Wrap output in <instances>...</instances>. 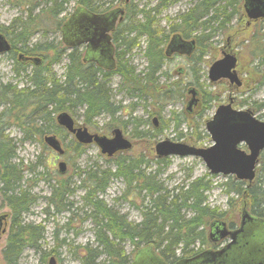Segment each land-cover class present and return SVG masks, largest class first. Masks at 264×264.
<instances>
[{
	"label": "trees",
	"instance_id": "obj_1",
	"mask_svg": "<svg viewBox=\"0 0 264 264\" xmlns=\"http://www.w3.org/2000/svg\"><path fill=\"white\" fill-rule=\"evenodd\" d=\"M16 1L21 3L24 14L13 17L7 26L0 27V34L10 43L7 54L15 63L13 73L24 74L26 86L17 88L9 84L0 85V194L10 215V227L1 247L0 258L2 264H18L23 251L31 249L39 253L45 263L49 255L57 254L58 246L66 243L62 240L55 248L43 249L41 241L44 239V226L23 221L22 216L28 214L36 196L29 188L21 187L23 175L13 161L16 150L12 141L5 135L7 128L9 125H16L20 128L23 138L29 140L28 137L34 135L41 143H44L43 137L50 134L63 139L67 132L56 124V115L62 111L73 116L81 111L79 115L87 128L98 130L94 120L103 114L109 116V122L101 128L103 131H111L118 124L122 127L126 122L118 121L117 124L115 121V116L121 112V106L111 101L108 80L112 74L119 76L121 89L131 96L136 94V97H140L147 94L155 100L164 101L172 98V94L159 85V77L165 75L162 71L166 59L164 44L169 36L157 29L154 16L150 14L157 12L172 0H157V4L149 10H130L133 15L131 21L135 24L123 28L122 21L127 16L124 14V19L112 34L116 48V66L112 72L98 68L93 62H84L82 50H66L59 41L56 46L52 43L29 45L34 33L47 25L60 31L61 24L70 14L58 18L64 11V0ZM114 1L116 0H76V6L98 13L108 10ZM192 1V7L179 15L178 22L171 29L183 34L184 38H195L198 62L207 50L206 43L211 40L212 33L216 30L224 31L234 16L242 18V0ZM39 6L41 7L38 10ZM137 14L141 15V20H136ZM132 33L134 36L128 37ZM141 37L146 38L143 50L146 64L143 71L137 72L122 56L132 48L137 38ZM263 44L257 45L254 50L260 56H263ZM121 47L124 48L123 54ZM52 50L56 53L51 63H57L62 57L68 61L61 79H56L44 66ZM19 54L28 58L37 57L39 61L34 63L29 71L27 67L30 64L19 59ZM260 83H264V74ZM180 96L181 92L178 90L176 99ZM211 99L207 98V103ZM203 112L196 116L197 130L204 125ZM206 135V130L202 128L196 137L200 140ZM137 138L144 139V135ZM131 145L126 152H116L112 157L104 156L105 168L94 165L80 170L77 173L79 184L74 188V184L65 180L52 184L50 188L51 193L47 198L45 210L48 215L49 209L52 214L66 211L74 217L75 211H79L83 215L81 221L88 220L92 225L93 244L75 247L77 251L74 255L78 264H131L134 255L143 248L154 252L163 262L173 264L175 260L191 255L193 250L188 248L194 247L195 244L204 247L210 243L206 233L208 224L216 220L227 223L220 213L206 204V192L212 185L211 174L193 178L169 190L158 176L168 165V157L149 158L144 150L133 152L134 144ZM67 146L76 155L83 153L84 145L77 143L75 139ZM65 154L66 148L63 155ZM258 161L256 175L251 183L228 176L225 185L229 188L228 193L241 196L245 200L243 206L245 205L249 213L264 217V152L260 154ZM149 163L156 165V169L151 170ZM114 179H120L123 183L124 189L119 196L121 199L139 201L140 204L134 206L140 210V221L127 220L119 210L102 200L101 195ZM75 188L83 191L80 210L74 209L73 203L68 201ZM227 225L235 227L231 222ZM125 245L131 247L130 253L125 252ZM177 250L180 257L176 256Z\"/></svg>",
	"mask_w": 264,
	"mask_h": 264
},
{
	"label": "rangeland",
	"instance_id": "obj_2",
	"mask_svg": "<svg viewBox=\"0 0 264 264\" xmlns=\"http://www.w3.org/2000/svg\"><path fill=\"white\" fill-rule=\"evenodd\" d=\"M64 11L58 15V18L66 17L75 7L76 0H64ZM18 3V4H17ZM124 0H116L112 3L110 8L124 7L126 18L122 21V27H129L131 24H135L132 19V13L136 9L149 10L156 4L157 0H129L125 4ZM21 4V3H20ZM16 0H0V27L7 26L13 17L21 16L24 14L22 6ZM192 0H172L170 3L157 10V12L150 13L154 16L155 25L158 30L169 34V28L172 24L177 22L179 15L184 14L186 10L192 7ZM129 6V7H127ZM41 6L38 7V10ZM36 10V11H38ZM136 20H141V15L137 14ZM264 21L251 23L250 26H245L244 18H238L234 16L230 19V22L225 26L224 31L216 30L212 33V38L207 41V53L203 58L202 63L193 66L195 71L200 68V73L194 74L192 66H188L190 62H187L185 58L176 57L166 60L163 68V72L166 73V77L162 76L159 79V85L168 90L172 98L167 101L155 100L153 97L145 94L140 97L131 96L126 91L121 89L119 76L112 74L109 78V90L111 91V101L116 105L121 106V112L115 117L116 123L126 122L124 125L115 126L114 128H120L125 138L129 139L133 152L144 150L149 158L155 157L153 148L155 142L163 139H170L174 142H185L189 145L197 147H208L212 145L210 137L207 134L206 137L197 139V134L204 128L202 125L199 130L196 129V116L202 110L201 106L203 101L201 95L207 92L209 95H216L218 99L211 102L209 108L202 114L203 119L210 118L215 111V107L226 103V96L233 98L232 106L239 110L250 109L253 111L254 116L264 121V83L261 84L260 77L263 75L264 64L261 63L264 56L261 57L256 53L255 47L264 43ZM134 33L128 37L132 38ZM229 39V48L232 53L236 55L237 67L236 75L241 83L237 89L231 88L227 81L221 80L215 86L208 84L207 70L210 64L219 60L222 57L221 47L225 44V41ZM58 41L61 46L68 50V47L60 40V31L54 29V26H48L40 29L30 39V46H35L36 43H52L57 45ZM146 44V38H137L136 43L132 48L127 51L122 59L127 60L132 68L136 71H143L146 64L143 57V50ZM124 48L121 47V54ZM55 51L50 52L48 60L45 61L44 66L48 68L51 73L56 76V79H61L65 73L68 61L65 57H62L57 63H51L53 60ZM39 56V55H37ZM22 60V59H21ZM27 61V70H31L34 63L30 59ZM14 60L11 59L7 53L0 54V85L9 84L13 87L23 88L26 86V77L24 74L16 75L13 73ZM180 66L184 68V74L181 76H175L174 72L176 67ZM27 71V72H29ZM199 83L198 87H201L200 94V109L189 117H186L184 110L185 103L188 101L177 100V91L181 90V86L187 89L190 83ZM196 86V85H195ZM197 88V87H196ZM170 95L168 97H170ZM1 111V108H0ZM77 115L73 116V119L77 125H83L82 117ZM154 120L156 126L154 125ZM95 125L99 128H88L90 133H97L100 135H110V131H103L104 125L109 122V116L103 114L98 116L94 120ZM113 128V129H114ZM6 131V136L14 144L16 150V157L13 160L17 165V168L22 171L23 181H21V187L29 188L30 192L36 196L35 202L30 208L28 214H24L23 221L26 223L41 224L44 226V239L41 241L43 249L55 248L58 246L59 241L65 240L66 245L58 246L56 253L49 255L46 262L43 263L42 257L39 253L33 252L31 249H25L20 255L18 264H49L51 258L54 259L53 264H78V260L75 257L77 246H84L87 243L93 244L94 236L92 232V225L88 220L81 221L82 213L75 211V217L73 214L64 211V213L52 214L49 209L50 215L46 213L47 198L51 191L52 184L56 182H63L64 180L72 183V187L79 184L77 173L80 170L87 169L94 165L104 167L106 166V157L100 154L99 148L95 145H84L83 153L76 155L66 145L74 138L68 133L64 135L60 140L62 147L66 148V154L61 158H58L57 154L50 148H47L44 143L39 141V138L32 135L28 137L29 140L23 138V134L20 128L16 125H9ZM101 129V130H100ZM97 131V132H96ZM144 135L143 138H137ZM154 138V139H152ZM144 146V147H143ZM64 148V149H65ZM60 161L65 162L66 173L60 175L57 169V163ZM167 166L159 173L164 186L167 189H171L175 185L187 183L193 178H200L203 175L210 174L205 166V163L199 158L194 156H170L167 159ZM150 169L155 170L156 165L150 164ZM211 188L206 192V204L212 208V210L220 213L223 219L233 225H237L242 209L245 208L243 203L245 200L241 196L228 193L229 189L225 184L228 180V176L222 174H211ZM208 178V177H206ZM209 179V178H208ZM123 183L120 179L111 180L106 187V191L101 195L102 200L106 204L113 207L115 210H119L120 213L125 215L127 220L138 222L140 221V210L134 205H139V201L132 202L131 200L121 199L119 196L123 191ZM74 193L68 197V201L73 203V208L80 210L82 190L78 188L74 189ZM134 203V204H133ZM245 204V203H244ZM0 213H7L9 210L6 204L3 203L2 195L0 194ZM71 218V219H70ZM10 220L7 221V232L9 231ZM226 223V225H227ZM209 224L206 229V233L209 232ZM55 232V233H54ZM0 240V252L1 247L6 240V234L1 236ZM229 238L223 239V241H217V244L213 245L208 243L206 246L201 247L195 244L194 247L188 249L193 250V253L185 258L195 256L197 253L205 251L206 249H217L222 244L227 243ZM211 242V241H210ZM69 244V245H68ZM70 246V247H69ZM198 248H201L198 250ZM126 253H130L131 247L129 245L124 246ZM176 256L180 257L179 250L176 251ZM180 259V258H179ZM174 263V262H173ZM0 264L1 258H0Z\"/></svg>",
	"mask_w": 264,
	"mask_h": 264
},
{
	"label": "water",
	"instance_id": "obj_3",
	"mask_svg": "<svg viewBox=\"0 0 264 264\" xmlns=\"http://www.w3.org/2000/svg\"><path fill=\"white\" fill-rule=\"evenodd\" d=\"M242 8L247 21L260 19V17L264 18V0H243ZM122 16V9L112 10L105 14H96L76 6V9L60 26L61 40L68 48L77 47L81 43L87 44L88 56L84 57V60H95L100 66L112 69V48L107 33L114 28V23L117 19L120 20ZM187 44L193 47L191 41ZM188 45L182 46L181 53L191 50ZM9 50L10 43L3 34H0V54L7 53ZM171 50H173V45L166 52ZM19 59H30L33 63L39 61L37 57L28 58L21 54H19ZM235 65L234 55H225L223 59L212 64L208 76L211 81L228 78L230 82L239 84L235 72L232 70ZM194 101L195 99H191L189 105L193 104ZM56 124L61 126L70 136H73L77 143L97 146L103 156L112 157L116 152H126L132 147L130 140L125 138L119 128H114L111 132L112 137L95 132L90 133L85 125H77L73 117L64 111L56 115ZM204 129L212 141L211 146L201 148L165 138L155 142L153 148L155 156L159 159L173 155L178 157L192 155L203 161L208 172L212 175L232 176L234 179L251 183L256 175L255 171L260 153L264 150V121L255 118L249 109H234L228 103L216 107L209 120L205 121ZM43 141L47 148L52 149L57 156L63 155L64 149L55 135H46L43 137ZM241 144L247 151L240 148ZM57 167L60 174L66 171L64 161H60ZM4 218L5 215H0V236L5 231V228L2 227ZM249 220L253 221V218L245 210H242L240 227L236 230L226 229L222 221L216 220L210 223L209 227L211 224L218 227L219 231L214 233L216 240L228 235L231 241L222 249L217 251L207 249L191 258L180 260L177 264H264V255L258 253L256 249L242 246L237 248L235 244L243 230L244 223ZM53 263L54 259L51 258L49 264ZM131 264L166 263L162 262L148 248H143L137 251L131 260Z\"/></svg>",
	"mask_w": 264,
	"mask_h": 264
},
{
	"label": "flooded vegetation",
	"instance_id": "obj_4",
	"mask_svg": "<svg viewBox=\"0 0 264 264\" xmlns=\"http://www.w3.org/2000/svg\"><path fill=\"white\" fill-rule=\"evenodd\" d=\"M125 1V3L126 2H128L129 0H124ZM124 3V4H125ZM242 4H243V0H242ZM120 9H122L123 10V16H122V18L120 19V20H116V22L114 23V25H113V29L112 30H110V32L109 33H107V36L110 38V40H109V42H110V46H111V48H112V54H111V59H112V64H113V67H112V69H107V68H104L102 65L100 66L95 60H89V61H87V62H93L98 68H100V69H102V70H105V71H108V72H112V70H114V68H115V66H116V59H115V52H116V48H115V45H114V42H113V37H112V34L114 33V31H115V29H116V27H117V25L120 23V21H122L123 19H124V17H125V8L124 7H117V8H110L109 7V9L108 10H105V11H99L98 13H100V14H105V13H108L109 11H112V10H120ZM241 10H242V18H244V21H245V26L246 27H248V26H250V24L251 23H256V22H259V21H264V18H261L260 17V19H256V20H250V21H247V18H246V16H245V12H244V10H243V8H242V5H241ZM94 13H96V12H94ZM98 13H96V14H98ZM119 18V17H118ZM177 22H178V18H177ZM177 22H175V23H177ZM174 23V24H175ZM174 24H172L170 27H168L169 28V34H167L169 37H168V39H167V41L165 42V44H164V57L166 58L165 59V62H166V60H169V59H172V58H176V57H183V58H185L186 60H187V62H190L189 64H188V66H192V70H193V72H194V74L196 73V74H198V73H200V72H202V71H200V68H198V70L197 71H195V67H193V66H196V65H198V64H200V63H202V61H203V58L206 56L205 54L207 53V50L204 52V56H201V60L200 61H198L197 62V58H198V52H197V44H196V40H195V38L194 37H190V38H184V36H183V34H181L180 32H178V31H175V32H173L172 31V29H171V27L172 26H174ZM264 26V25H263ZM62 39V35H61V31H60V40ZM62 41V43H63V40H61ZM192 42V45H193V47H191L190 45H188L187 44V42ZM210 41V40H209ZM229 39H227L226 41H225V44L221 47V54H222V57H220L219 59H223L224 57H225V55H234V57H235V66H234V68L232 69V70H234V72H235V75H236V67H237V60H236V55L234 54V53H232L231 51H230V49H228L229 48ZM171 45H173V50H171V51H169L168 53L166 52L169 48L171 49ZM188 45V48H190L191 50L189 51V52H185V53H181V48H182V46H187ZM263 46H264V44H263ZM67 48V47H66ZM73 48H79L80 50H82V60L84 61V62H86L85 60H84V57H86V56H88V53H87V44H85V43H81L80 45H78L77 47H72V48H68V49H73ZM209 48V47H208ZM207 48V49H208ZM67 50V49H66ZM262 53H263V56H264V47H263V51H262ZM22 55V54H21ZM263 56H261V57H263ZM103 57V56H102ZM88 58V57H87ZM89 59V58H88ZM217 61H219V60H215V61H213L211 64H210V66H209V68L212 66V64L214 63V62H217ZM165 62H164V64H165ZM261 63H263L264 64V59L262 60V62ZM164 64L162 65V70H163V66H164ZM209 68H208V70H207V73H206V76H207V81H208V84H211L212 86H215L218 82H220L221 80H225V81H227L228 82V84L231 86V88H233V89H237V88H239L240 87V85H241V83H240V81H239V79H238V75H236V79H237V81L239 82V84H236L235 82H230V80L228 79V78H220V79H218V80H216V81H211L210 80V78H209V76H208V72H209ZM203 73V72H202ZM174 74H175V76L177 77V76H181V75H183L184 74V68L183 67H180V66H177L176 67V70H175V72H174ZM263 74H264V68H263ZM203 75H204V73H203ZM162 76H164V77H166L167 75H166V73H165V75L163 74V75H161V77ZM262 77H263V75L260 77V81H262ZM160 78V77H159ZM191 85H188V87H186L187 89L185 90V88H184V86H181L180 88H181V90H180V92H181V96L178 98L179 100H185V97H186V99L188 100L185 104V107H184V110H185V113H186V115L189 117L190 115H193L194 113H196V114H198L196 111H198L199 109H200V104H201V101H200V94H199V92H200V90H201V87H198V85H199V83H198V81L197 82H195V83H190ZM196 85V86H195ZM197 87V88H196ZM200 90H199V89ZM212 98L211 100H210V102H208L207 103V98ZM201 98H203L202 99V101H203V104H202V106H201V111H204L203 113H205L206 111H207V109L209 108V106H210V104H211V102H213V101H216L217 99H218V97L216 96V95H209L207 92H205L203 95H201ZM191 99H195V101H194V103L193 104H191V105H189V101L191 100ZM226 103H221V104H230L231 105V108H234V109H238V108H235V107H233L232 106V102H233V98H231V97H229V96H226ZM189 105V106H188ZM219 106V105H218ZM218 106H216V107H218ZM216 107H215V110H216ZM206 110V111H205ZM239 110V109H238ZM250 110V109H249ZM200 111V112H201ZM252 113H253V111L252 110H250ZM199 112V113H200ZM253 116H254V113H253ZM255 117V116H254ZM256 118V117H255ZM259 119V118H258ZM204 120L205 121H207V120H209V118H207V119H205L204 118ZM260 120V119H259ZM154 120H152V122H153ZM262 121V120H261ZM155 122V121H154ZM205 123V122H204ZM155 124H156V122H155ZM156 126V125H155ZM117 128V127H116ZM120 129V128H119ZM114 129H112L111 131H110V135H111V132L113 131ZM121 130V129H120ZM121 132H122V130H121ZM123 134V133H122ZM124 135V134H123ZM107 136V135H106ZM109 137V136H108ZM110 137H112V135L110 136ZM240 148L241 149H243V150H246V148L244 147V145L243 144H241L240 145ZM247 151V150H246ZM262 152H264V150L262 151ZM261 152V153H262ZM260 153V154H261ZM62 157V156H61ZM61 157H58V158H61ZM57 165H58V163H57ZM57 169H58V167H57ZM58 172H59V169H58ZM60 174V173H59ZM60 175H62V174H60ZM242 210H245V212L248 214V215H250L252 218H253V221L251 220H249L248 222L246 221L245 223H244V225H243V230H242V232H241V234H240V236H238V238H237V240L235 241V244H236V246H237V248L239 247V246H242V247H245V248H247V247H250V248H253V249H256V251L258 252V253H261V254H263L264 255V217H256L255 215H252L251 213H249V211H247L245 208H243ZM0 215H5V218H4V220L2 221V227H4L5 228V231L1 234V236L2 235H4V234H6L7 235V221L8 220H10V215H8L7 213H0ZM240 215V217H239V221H238V224L237 225H234L235 227H233V228H231L230 226H228V225H226L225 223V227H226V229H228V230H236V229H238L240 226V221H241V213L239 214ZM211 229H213L212 231H211ZM218 230V227H217V225H213V224H211V226H210V229H209V232H208V238H209V242L210 243H212L213 245H215V244H217V241H223V239H226L227 237L229 238V240H228V242L229 241H231V239H230V237L227 235V236H225L224 238H218L217 240H216V238H215V234L214 233H216V231ZM219 231V230H218ZM212 232V233H211ZM0 236V240H1V237ZM228 242L227 243H225V244H222L221 246H219L217 249H208V250H213V251H217V250H219V249H222V248H224L227 244H228ZM207 250V249H206ZM205 250V251H206ZM236 250V249H235ZM203 252V251H202ZM191 258V257H190ZM185 259H188V258H180V259H177V260H175V262L173 263V264H177L178 262H180V260H185ZM263 261H264V259H263ZM163 262V261H162ZM166 263V262H165ZM167 264V263H166Z\"/></svg>",
	"mask_w": 264,
	"mask_h": 264
}]
</instances>
